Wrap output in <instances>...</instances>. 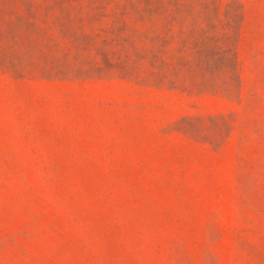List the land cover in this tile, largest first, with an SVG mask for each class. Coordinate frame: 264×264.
I'll return each mask as SVG.
<instances>
[{
  "label": "rangeland",
  "instance_id": "374dc122",
  "mask_svg": "<svg viewBox=\"0 0 264 264\" xmlns=\"http://www.w3.org/2000/svg\"><path fill=\"white\" fill-rule=\"evenodd\" d=\"M0 264H264V0H0Z\"/></svg>",
  "mask_w": 264,
  "mask_h": 264
}]
</instances>
